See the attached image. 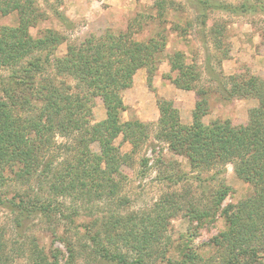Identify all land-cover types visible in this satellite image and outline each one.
I'll return each instance as SVG.
<instances>
[{
	"label": "rangeland",
	"instance_id": "rangeland-1",
	"mask_svg": "<svg viewBox=\"0 0 264 264\" xmlns=\"http://www.w3.org/2000/svg\"><path fill=\"white\" fill-rule=\"evenodd\" d=\"M33 1L38 14L30 19L28 33L38 38L54 30L66 39L53 47L51 57L64 55L68 42L106 30L133 32L140 40L163 39L164 50L157 55L151 81L148 72L152 65L141 67L132 85L123 91L126 109L122 121L155 123L159 101L169 100L184 124L192 122L197 103L204 124L228 119L239 127L247 123L249 110L259 104L250 91L234 93L233 85L238 82L249 88L250 80L264 82V0H204L231 9H203L198 0ZM19 22L17 11L5 15L0 11V29ZM176 52L181 54L178 61L184 62L187 74L177 85L174 79L179 71L171 69L168 61ZM26 60L28 56L11 65L0 64V86ZM186 85L188 88L180 87ZM92 109L94 122L105 118L101 98L92 99ZM151 130L135 150L121 136L115 138V146L129 158L121 175H114L120 185L111 197L91 199L83 207L69 194L40 189L34 176L27 180L18 175V163L3 168L0 193L16 199L40 195L51 201V211L34 214L21 227L59 263L67 258L69 245L76 264H106L95 257L85 233L89 230L90 234L97 231L109 250L140 256L144 264H264L263 194L239 178L230 163L223 168L192 167L183 155L173 153L166 142L154 137L155 128ZM87 145L91 152L99 153L95 140L90 139ZM257 203H262L260 208ZM14 217V212L0 205V229L9 242L17 239ZM247 220L253 221L254 227L240 231L238 226ZM14 264L26 263L19 257Z\"/></svg>",
	"mask_w": 264,
	"mask_h": 264
},
{
	"label": "trees",
	"instance_id": "trees-1",
	"mask_svg": "<svg viewBox=\"0 0 264 264\" xmlns=\"http://www.w3.org/2000/svg\"><path fill=\"white\" fill-rule=\"evenodd\" d=\"M198 2L203 9L232 8L213 6L204 0ZM33 3V0H0L2 14L17 11L20 15L18 26L0 29V64L11 65L28 56L10 80L2 81L0 86V177L6 164L18 163V175L26 176L27 180L34 176L40 189L45 187L56 195L69 194L87 207L91 199L111 197L120 185L114 175H121L129 154L115 146V138L121 136L135 150L149 137L153 127L154 137L166 142L173 153L183 155L192 167L223 168L230 163L239 178L254 184L263 194L260 197L264 196V82L250 80L249 88L234 82V93L245 95L250 91L259 100L258 106L249 110L247 123L239 127L232 126L228 119L204 124L199 119L197 103L192 122L184 124L178 108L169 100L159 101L155 123L122 121L121 113L126 109L122 93L132 85L133 76L141 67L152 65L148 72L151 81L157 55L164 50L163 39L140 40L133 37V32L106 30L68 42L64 55L51 57L53 47L66 39L54 30H47L38 38L28 33L30 19L38 14ZM59 18L65 23L64 17ZM180 55L176 52L168 59L171 69L179 71L174 79L176 85L187 75L184 62L178 61ZM95 97L102 100L105 118L94 122ZM57 136L65 138L64 142H58ZM90 139L97 142L99 153L91 152L87 145ZM195 179L202 180L201 176ZM50 202L40 195L16 199L0 193V205L15 213L12 221L17 231V239L9 242L0 229V264H14L19 257L26 264H76L71 246H66L68 256L59 263L55 255V259L47 256L36 238L26 232L27 228L21 227L34 214L51 211ZM66 217L73 221L69 214ZM248 226L254 227L253 221H244L238 229L242 231ZM85 233L101 262L144 264L140 256L109 250L97 231Z\"/></svg>",
	"mask_w": 264,
	"mask_h": 264
}]
</instances>
